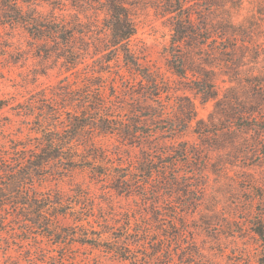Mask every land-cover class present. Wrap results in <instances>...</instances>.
Wrapping results in <instances>:
<instances>
[{
    "label": "rangeland",
    "instance_id": "rangeland-1",
    "mask_svg": "<svg viewBox=\"0 0 264 264\" xmlns=\"http://www.w3.org/2000/svg\"><path fill=\"white\" fill-rule=\"evenodd\" d=\"M128 1L138 24L131 46L163 79L164 90L160 99L137 93L141 76L126 68L122 56L112 61L94 83L103 82L105 101L118 118L139 121L140 134L126 138L122 131L98 132L97 142L124 166L137 164L144 153L159 152L157 165L166 174H154L144 189L147 195L141 187L121 194L110 188L113 180H97L89 169L80 168L49 176L37 186L65 195L79 186L95 198L98 214L99 207L119 219L133 213L147 227L148 240L158 243V256L147 245L152 253L148 264H259L262 241L254 229L264 223V0H185L182 12L192 13L194 31L177 48L185 76L172 62L174 19L155 9L162 13L171 8L169 2ZM4 4L0 1L1 11ZM18 5L53 22L78 15L90 29L88 41L107 14L97 0H18ZM1 35L0 99L7 100L0 110L3 141L35 133L30 131L36 116L18 112L22 107L31 101L40 106L43 99L60 100L68 89L84 90L101 62L90 54L68 70L58 57L56 36L38 38L22 23H7ZM208 78L216 97L206 98L198 90ZM133 89L137 92L131 94ZM140 174L134 170L132 177L142 179ZM70 222L62 219L63 224ZM21 237L0 232V264H61L44 254L48 239L40 238L43 253L30 242L21 243ZM68 252L79 256L65 264H131L81 245Z\"/></svg>",
    "mask_w": 264,
    "mask_h": 264
},
{
    "label": "trees",
    "instance_id": "trees-1",
    "mask_svg": "<svg viewBox=\"0 0 264 264\" xmlns=\"http://www.w3.org/2000/svg\"><path fill=\"white\" fill-rule=\"evenodd\" d=\"M97 1L101 3V8L106 7L107 14L101 24H98L100 30L93 41L86 38L90 36V29L78 15L63 22H53L36 13L23 11L18 0H5L3 11L0 7V41L2 27L7 23H22L38 38L56 36L60 52L58 57L64 58L68 70L76 68L90 54H93L94 62H101V69L93 70V79L86 82L84 90L68 89L64 94L60 93V100L43 99L44 104L40 106L31 101L18 111H22L23 115L36 116L33 121L36 126L30 131L35 132L34 134L29 133L26 138L8 136L0 141V232L22 233L21 243L26 241L35 245L36 252L39 249L44 253L39 244L42 239H48L50 247L44 254L54 263L65 264L69 259L78 258V253L68 252V249L81 245L127 260L131 264H148L152 253L148 251L147 245L153 251L156 250L154 256H158V243L148 240L147 227L141 226L133 213L127 212L119 219L113 212L107 215L99 207L98 214L95 210V198L79 186L69 195L59 189L45 190L37 186L38 182L49 176L63 175L80 168L89 169L97 180H113L110 188L121 194L130 195L137 187H141L147 195L144 189L146 191L154 174H160L159 177L166 174L164 167L157 165L161 159L159 152L144 153L143 157L135 161L137 164L124 166L123 162L115 163L114 157L97 142L98 132L108 134L122 131L121 134L126 138L140 134L136 129L139 121L130 120L128 123L118 118L105 101L103 82L94 83L97 78L104 76L105 67H111L112 61L117 62L122 56L126 68L141 76V91L133 89L131 94L137 92L148 98L160 99L164 90L163 79L143 64L131 46L138 24L129 1ZM167 1L171 8L162 13L158 7L155 9L157 14L170 15L174 19L172 62L176 71L185 76L183 56L177 48L183 41L193 37L192 13L182 12L185 0ZM110 53H114V56L109 57ZM204 84L203 89L198 88L204 97L218 95L211 79L203 81L202 85ZM6 105L7 100L0 99V110ZM37 107L40 108L39 112L35 111ZM134 170L141 172L142 179L132 177ZM175 175L176 178L180 176ZM176 178L173 177L172 182ZM188 190L190 193L193 188ZM62 219H69L71 222L63 224ZM117 222H120L119 226ZM134 223L137 225L134 226ZM254 230L262 241L259 264H264L263 221Z\"/></svg>",
    "mask_w": 264,
    "mask_h": 264
}]
</instances>
